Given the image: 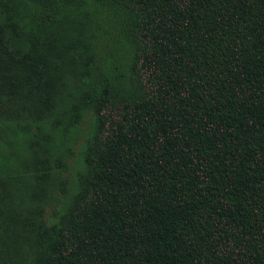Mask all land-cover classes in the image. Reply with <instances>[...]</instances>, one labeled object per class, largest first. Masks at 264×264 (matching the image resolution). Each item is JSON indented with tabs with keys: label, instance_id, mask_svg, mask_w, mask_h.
<instances>
[{
	"label": "trees",
	"instance_id": "16d2710c",
	"mask_svg": "<svg viewBox=\"0 0 264 264\" xmlns=\"http://www.w3.org/2000/svg\"><path fill=\"white\" fill-rule=\"evenodd\" d=\"M61 1L121 31L99 68L86 42L73 56L93 124L37 264H264V0ZM14 7L0 0L1 109L46 60Z\"/></svg>",
	"mask_w": 264,
	"mask_h": 264
},
{
	"label": "rangeland",
	"instance_id": "374dc122",
	"mask_svg": "<svg viewBox=\"0 0 264 264\" xmlns=\"http://www.w3.org/2000/svg\"><path fill=\"white\" fill-rule=\"evenodd\" d=\"M7 3L25 13L27 43L46 60L23 62L18 97L0 108L8 123L0 125V264H37L40 245L67 221L72 177L93 124L84 65L73 56L86 42L99 68L116 52L121 27L111 10H71L61 0ZM119 62L128 79L115 74L121 97L136 92L137 81Z\"/></svg>",
	"mask_w": 264,
	"mask_h": 264
}]
</instances>
